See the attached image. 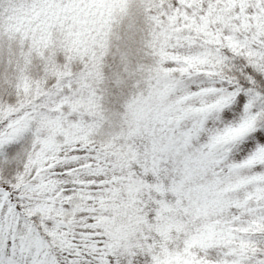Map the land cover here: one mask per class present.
I'll list each match as a JSON object with an SVG mask.
<instances>
[{"label": "snow or ice", "instance_id": "6c2138e0", "mask_svg": "<svg viewBox=\"0 0 264 264\" xmlns=\"http://www.w3.org/2000/svg\"><path fill=\"white\" fill-rule=\"evenodd\" d=\"M0 264H264V0H0Z\"/></svg>", "mask_w": 264, "mask_h": 264}]
</instances>
